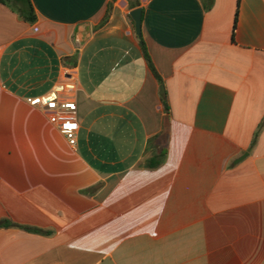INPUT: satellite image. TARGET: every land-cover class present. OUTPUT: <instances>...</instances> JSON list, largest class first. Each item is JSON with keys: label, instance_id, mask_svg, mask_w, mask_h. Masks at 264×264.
Masks as SVG:
<instances>
[{"label": "crops", "instance_id": "crops-1", "mask_svg": "<svg viewBox=\"0 0 264 264\" xmlns=\"http://www.w3.org/2000/svg\"><path fill=\"white\" fill-rule=\"evenodd\" d=\"M30 1L0 4V221L49 234L0 228V264H264V0H139L141 39L128 0ZM61 84L74 145L28 101Z\"/></svg>", "mask_w": 264, "mask_h": 264}, {"label": "built area", "instance_id": "built-area-1", "mask_svg": "<svg viewBox=\"0 0 264 264\" xmlns=\"http://www.w3.org/2000/svg\"><path fill=\"white\" fill-rule=\"evenodd\" d=\"M28 101L31 106L44 108L48 113L49 121L59 128L71 145L75 144L78 122L75 117L77 106L72 85H58L48 94Z\"/></svg>", "mask_w": 264, "mask_h": 264}, {"label": "trees", "instance_id": "trees-1", "mask_svg": "<svg viewBox=\"0 0 264 264\" xmlns=\"http://www.w3.org/2000/svg\"><path fill=\"white\" fill-rule=\"evenodd\" d=\"M112 1H114V0H112ZM128 2H129L130 9H136L139 7V0H128ZM239 2H240V0H237V6L239 5ZM0 4L6 6L11 11L16 13L23 22L31 24V25L36 22V15H35L34 8L31 4L30 0H0ZM210 5H211V1H209V5L207 6V8H209ZM108 18H109V13H107L104 16V18L101 20L98 27H102L103 25H105V23L108 21ZM237 19H238V10H236L234 23H233L232 36H231L232 41H234V36H235V31H236V26H237ZM141 50H142L144 59L148 65L149 69L151 70L152 74L154 75V77L159 82H161V79H160L158 73L156 72V70L153 66V63L151 62V59L147 53L146 47H145L143 42H141ZM163 105H164L165 110L168 111V107H167L165 100H163ZM160 157H161V155L158 157L155 156V157L147 160L145 163V166L149 169L157 167L160 164ZM10 227H19V228H22L26 231L33 232L36 234H42V235H48L49 234L48 232H45V231H42L39 229L15 225L8 220L0 221V228H10Z\"/></svg>", "mask_w": 264, "mask_h": 264}, {"label": "water", "instance_id": "water-1", "mask_svg": "<svg viewBox=\"0 0 264 264\" xmlns=\"http://www.w3.org/2000/svg\"><path fill=\"white\" fill-rule=\"evenodd\" d=\"M129 15L134 24L135 35L137 36L138 39H141V22H142L141 9L140 8L134 9L130 12ZM163 94H164L163 87H161V95L163 96Z\"/></svg>", "mask_w": 264, "mask_h": 264}, {"label": "snow or ice", "instance_id": "snow-or-ice-1", "mask_svg": "<svg viewBox=\"0 0 264 264\" xmlns=\"http://www.w3.org/2000/svg\"><path fill=\"white\" fill-rule=\"evenodd\" d=\"M74 127V126H73Z\"/></svg>", "mask_w": 264, "mask_h": 264}]
</instances>
